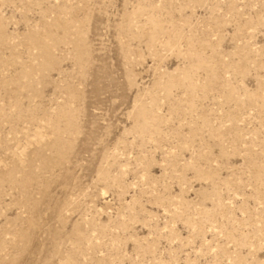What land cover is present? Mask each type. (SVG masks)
<instances>
[{"label":"rangeland","instance_id":"obj_1","mask_svg":"<svg viewBox=\"0 0 264 264\" xmlns=\"http://www.w3.org/2000/svg\"><path fill=\"white\" fill-rule=\"evenodd\" d=\"M0 264H264V0H0Z\"/></svg>","mask_w":264,"mask_h":264}]
</instances>
